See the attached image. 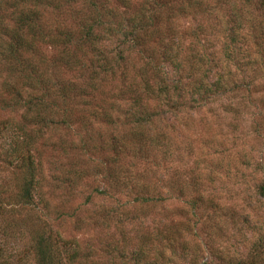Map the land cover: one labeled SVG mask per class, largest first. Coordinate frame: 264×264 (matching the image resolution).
<instances>
[{"label":"rangeland","instance_id":"1","mask_svg":"<svg viewBox=\"0 0 264 264\" xmlns=\"http://www.w3.org/2000/svg\"><path fill=\"white\" fill-rule=\"evenodd\" d=\"M131 21L145 35L116 63ZM10 41L25 61H0L7 255L37 264L28 233L46 231L64 264H264V0H0V56ZM166 55L182 67L176 114L143 93L150 66L173 71ZM219 76L233 91L202 101ZM138 110L159 115L144 137ZM22 155L32 172L13 168Z\"/></svg>","mask_w":264,"mask_h":264},{"label":"trees","instance_id":"2","mask_svg":"<svg viewBox=\"0 0 264 264\" xmlns=\"http://www.w3.org/2000/svg\"><path fill=\"white\" fill-rule=\"evenodd\" d=\"M21 22H23V20L20 19V23ZM130 24L131 25L128 28L120 27L124 31L119 32V35L121 36V40L119 44L117 45V53H116L117 55L114 57L116 63L121 62L123 60L122 55L124 54L126 48L136 49L138 47L137 43H139L140 38L145 35L146 28L144 27V25H148V23L144 25H142L141 23L137 24L134 21H131ZM22 41H23L22 43L25 45L26 41L25 40H22ZM89 42L92 43L90 39H89ZM235 43L236 41L232 42L231 45H229L228 49L226 50V54H228L229 60L231 62H234L232 60L233 58H235L236 52L237 54H239ZM6 48H7L6 52L4 51V53L0 56V58L2 59L0 61L7 63L11 59H14V60L21 59V62L22 60H24L23 54L19 53V51L22 50L21 46H19L18 48H15V45L13 44V42L10 41L6 45ZM176 57L177 56L174 55L173 57L170 58V55H166V60L169 63H172L174 65L172 67L173 71L171 73L163 71L157 65L150 66L151 71L149 72L152 73L155 76V79L157 80L153 88L149 87L148 79L146 78V73L142 74V77L145 78V80H143L144 85H145L144 86L145 89H143V93L145 95L151 94L155 98H158V101L161 102L171 114L177 113V110L181 106V103L185 95V86L183 84L184 80L181 76L182 67L179 64V62H177L178 57L177 58ZM206 61L207 60L199 57V59H197L198 67H201L203 64H206ZM151 64L152 63L150 62V65ZM191 76L192 74L189 76V78ZM229 76H230V73L228 72L227 78ZM226 80H224L222 76H219L214 82L203 87L201 91L200 99L204 101V100L209 99L210 97H214L221 93L232 92L233 88L227 87L228 84ZM48 86H49V81H45L43 85L40 87L44 89L45 92H47L48 94L53 93L51 92L52 83H51V86L49 87ZM249 86H250V82H248V84L246 85H243V87H245L246 89H248ZM135 103H137V101ZM28 104H29L28 105L29 108L35 109V110H37L36 109L37 107H41L42 109L45 108V102L43 100H39V104H36V102L35 103L28 102ZM158 116L159 115L157 113H154V112L152 113L150 111H144V110H141V111L138 110L136 112H132L131 117L133 120L132 122L133 135L138 136V137H144L146 136V134L151 133L152 125H154L158 121ZM152 140H157V139H152ZM154 142L159 143L157 141H154ZM23 150L24 148L22 145V148L20 151H23ZM20 160L21 161L19 163L14 165L13 167L14 169H18L22 161L26 160L30 164L26 168V170H28L29 172L33 171L34 166H33V161L31 160V156L27 155L26 157H24L22 155ZM35 185L33 184V179H31V183L30 181L26 182V184L24 185V188L20 190L19 194L14 196V199L19 201L21 204L31 205L36 197ZM259 194L261 197L264 198V182L260 186ZM0 204H1V201H0ZM33 232H34L33 234H32V231L28 234L30 236V240L33 241L34 243V246H33L34 253H35L34 258L36 260V263L37 264H64L63 260L60 259V257L58 256L57 251H55L56 250L55 243H54L55 240L52 239L51 235L47 234L46 231H43L42 233H37L35 231ZM0 234L1 235L4 234V230H1ZM1 235H0V240L2 241V243L0 245H3V246H0V264H19L21 262L20 258H15L14 256H10L11 254L7 255L5 253L4 246L6 245L8 241L1 239ZM72 256L76 257L75 254H73Z\"/></svg>","mask_w":264,"mask_h":264}]
</instances>
